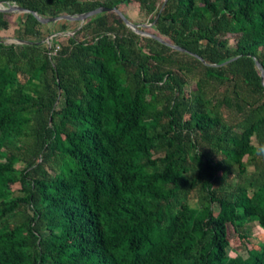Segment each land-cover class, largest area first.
I'll list each match as a JSON object with an SVG mask.
<instances>
[{"label":"trees","instance_id":"trees-1","mask_svg":"<svg viewBox=\"0 0 264 264\" xmlns=\"http://www.w3.org/2000/svg\"><path fill=\"white\" fill-rule=\"evenodd\" d=\"M131 2L186 52L111 11L56 51L32 14L0 39V264H264L263 243L227 255L228 226L264 231V0H0L43 18Z\"/></svg>","mask_w":264,"mask_h":264},{"label":"rangeland","instance_id":"rangeland-1","mask_svg":"<svg viewBox=\"0 0 264 264\" xmlns=\"http://www.w3.org/2000/svg\"><path fill=\"white\" fill-rule=\"evenodd\" d=\"M12 5V4H10ZM8 4H0V8H8L10 6ZM119 11L123 13L128 21L137 26V30L143 31L149 35L156 36L163 40L164 42L168 41L165 38L159 37L158 33L152 28V26L149 23L150 17H146L144 14H142L136 3L131 2L128 5H122L119 6ZM23 15V13L18 12H10L6 13L4 16V20L7 22V28L2 29L0 28V39L3 41L4 44H20L22 43L20 40L16 38L15 31L20 27V18ZM65 14H62L60 16H64ZM87 20L81 21H69V20H59L56 22H51L47 24H43V27L41 28V38L39 41L35 38H29L33 42H37L38 44L42 45V48L45 50H50L52 46L57 45L60 47L63 43H65L66 38L70 35H72L74 32H76L78 29L84 26ZM141 36V35H140ZM147 37V36H142ZM229 43L232 46L234 44V38L229 39ZM54 54V52H53ZM194 89V83L189 82L185 90L186 92H189ZM62 100L59 98L57 105L59 106ZM252 144L255 145L254 139H252ZM19 158V162L16 164V168L18 170H21L24 167V160L26 158V155H24L23 152H19L17 154ZM19 189L20 186L18 184H15L11 187V190L13 191L14 195H19ZM195 195L192 193L190 195V203H193V200ZM213 211L216 212L217 208L216 206H213ZM227 233L230 245L227 249V255L232 260H239L241 258L247 257V251L249 249L258 248L259 244H264V231L260 229L257 224H252L249 231L246 232V237L241 238L238 234H236L232 227H227Z\"/></svg>","mask_w":264,"mask_h":264},{"label":"water","instance_id":"water-1","mask_svg":"<svg viewBox=\"0 0 264 264\" xmlns=\"http://www.w3.org/2000/svg\"><path fill=\"white\" fill-rule=\"evenodd\" d=\"M109 11L116 13L123 20L124 24L131 31H133L134 33H136L138 35H141V36H147V37L153 38L156 41L160 42L161 44L166 45V46H168V47H170L172 49H175L177 51H180L182 53L186 52L184 49H181L180 47H177V46H174V45H169L168 43L164 42L163 40H161L160 38H158L156 36L149 35V34L143 32V31L137 30V26L131 24L127 20V18H125V16L119 10H117L116 8H112V9L98 8V9H95L93 11L81 14V15H75V16L64 15V16H58V17H52V18L40 17L35 12H31V11H29L27 9H23V8L17 7L15 5H13V4L8 6V8H2V7L0 8V12H5V13L18 12V13H23V14H32L41 24H47V23L56 22V21H59V20H69V21H81V22H83L84 20H87L88 18H90V17H92L94 15H97V14L102 13V12H109ZM196 58L198 60H200L202 63H204V61L200 57H196ZM233 60L234 59H232L230 61H233ZM255 65H256L257 69L259 70V72H260L261 80H263L264 73H263V70H262L260 64L258 62H255Z\"/></svg>","mask_w":264,"mask_h":264},{"label":"built area","instance_id":"built-area-1","mask_svg":"<svg viewBox=\"0 0 264 264\" xmlns=\"http://www.w3.org/2000/svg\"><path fill=\"white\" fill-rule=\"evenodd\" d=\"M57 49H58V47H56L55 51H56ZM55 51H54V52H55Z\"/></svg>","mask_w":264,"mask_h":264}]
</instances>
